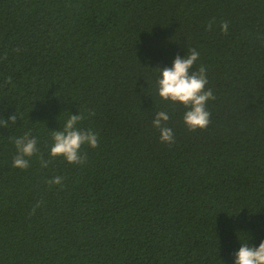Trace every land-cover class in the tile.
<instances>
[{
    "label": "trees",
    "instance_id": "obj_1",
    "mask_svg": "<svg viewBox=\"0 0 264 264\" xmlns=\"http://www.w3.org/2000/svg\"><path fill=\"white\" fill-rule=\"evenodd\" d=\"M193 49L213 99L190 131L156 68ZM76 113L98 144L69 164L49 147ZM248 238L264 239V0H0V264H232Z\"/></svg>",
    "mask_w": 264,
    "mask_h": 264
},
{
    "label": "clouds",
    "instance_id": "obj_2",
    "mask_svg": "<svg viewBox=\"0 0 264 264\" xmlns=\"http://www.w3.org/2000/svg\"><path fill=\"white\" fill-rule=\"evenodd\" d=\"M226 29L227 24H222L221 30ZM198 57L199 53L193 49L184 55H175L170 66L156 68L159 73L156 81L158 97L185 107L182 121L190 131L207 127L210 113L206 109V103L213 99L211 90L205 89L208 82L205 67L201 65L193 70ZM12 119L14 118H9ZM81 119L80 114H69L62 129L52 132L50 156H60L69 164H80L84 161L81 146L86 144L89 148L97 147V134L90 129L78 128ZM169 119L166 111H157L152 118V127L158 131V139L161 143H172L174 140L173 131L167 126ZM13 143L16 155L12 160V166L24 169L29 163L27 158L37 151V139L29 133H24L14 138ZM46 165L47 162L43 161L42 166L46 167ZM62 179L60 176H54L50 183L58 185L62 183ZM238 244V248L232 254V264H264V239L252 243L248 238L239 241Z\"/></svg>",
    "mask_w": 264,
    "mask_h": 264
}]
</instances>
